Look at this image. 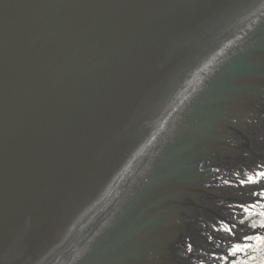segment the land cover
<instances>
[{
	"label": "water",
	"instance_id": "1",
	"mask_svg": "<svg viewBox=\"0 0 264 264\" xmlns=\"http://www.w3.org/2000/svg\"><path fill=\"white\" fill-rule=\"evenodd\" d=\"M0 264H264V0H0Z\"/></svg>",
	"mask_w": 264,
	"mask_h": 264
}]
</instances>
